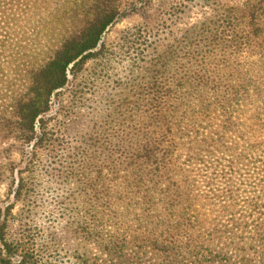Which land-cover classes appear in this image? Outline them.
Masks as SVG:
<instances>
[{"label": "trees", "instance_id": "1", "mask_svg": "<svg viewBox=\"0 0 264 264\" xmlns=\"http://www.w3.org/2000/svg\"><path fill=\"white\" fill-rule=\"evenodd\" d=\"M198 1L208 16L146 62L138 96L61 147L52 97L100 53L118 7L0 0V143L21 155L0 165V264H60L29 218L43 156L80 188L68 225L104 256L72 264H264V0Z\"/></svg>", "mask_w": 264, "mask_h": 264}, {"label": "rangeland", "instance_id": "2", "mask_svg": "<svg viewBox=\"0 0 264 264\" xmlns=\"http://www.w3.org/2000/svg\"><path fill=\"white\" fill-rule=\"evenodd\" d=\"M46 1V8L53 9L57 5L62 6L67 0ZM112 1L118 7L119 20L108 26L102 34L98 46L100 53L95 59L88 60L80 73L70 77V85L52 97L48 126L61 147L77 146L93 134L100 117L108 115L110 101L138 96L146 62L152 61L175 40L179 41L188 35L190 27L197 20L208 16L204 13L209 11L198 0ZM145 3L147 9H141V4ZM42 15V12L37 11L35 20ZM61 24V18L52 19L47 23L44 33H51ZM144 25L148 27V35L144 34ZM183 44L186 42L183 41ZM9 159L14 161V165L18 164L21 160L20 149L10 142H2L0 165ZM51 162L52 159L43 156L36 165L34 207L29 212V218L40 231L44 259L72 264L74 257L81 253H86L92 260L104 259L95 245L84 243L69 227L68 213L78 208L76 194L80 188L73 180L65 184L62 174L58 173L60 167ZM14 165L13 171L16 172L19 167L15 168ZM5 190V183H2L1 199ZM29 207L27 205L23 210ZM21 208V205H17L13 211ZM15 223H18V218Z\"/></svg>", "mask_w": 264, "mask_h": 264}]
</instances>
